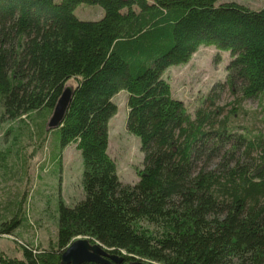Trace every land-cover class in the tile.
Masks as SVG:
<instances>
[{
    "label": "trees",
    "instance_id": "trees-1",
    "mask_svg": "<svg viewBox=\"0 0 264 264\" xmlns=\"http://www.w3.org/2000/svg\"><path fill=\"white\" fill-rule=\"evenodd\" d=\"M98 4L99 20L74 9ZM201 46L230 52L227 77L192 112L164 73ZM74 96L61 145L82 154L85 198L60 202L57 243L0 252V264H61L78 237L126 261L264 264V119L251 128L217 105L227 87L264 96V7L219 0H0L1 117L42 116L38 140L67 84ZM126 90L128 130L143 168L124 184L110 152L113 98ZM255 153V155H253ZM247 158L242 160L241 158ZM220 159L216 167L214 160ZM24 199L9 200L0 235L22 224ZM83 264H101L88 262Z\"/></svg>",
    "mask_w": 264,
    "mask_h": 264
},
{
    "label": "rangeland",
    "instance_id": "rangeland-1",
    "mask_svg": "<svg viewBox=\"0 0 264 264\" xmlns=\"http://www.w3.org/2000/svg\"><path fill=\"white\" fill-rule=\"evenodd\" d=\"M226 2H237L254 10L264 7V0H219ZM74 12L81 20H99L104 15L98 4H80ZM230 59L229 51L201 46L187 64L171 66L164 77L171 82L174 96L185 101L194 112L213 86L226 79ZM75 84L72 79L67 86ZM220 94L217 105L224 108V115L234 111L232 119H239L240 130L243 126H257L251 124L264 119V96L244 99L228 87ZM128 98L126 90L113 98L117 113L109 124L110 152L117 161L120 180L134 185L139 180L138 171L143 168V152L140 138L127 128ZM39 123L42 116L36 113L15 120L2 118L0 108V223L9 218L5 204L24 199L22 224L13 235H0V252L9 256L22 257V244L48 248L57 243L60 202L75 206L85 198L81 151L74 144L62 147L60 131L49 130L48 122L38 140L37 131L42 130ZM219 161L214 160L212 167Z\"/></svg>",
    "mask_w": 264,
    "mask_h": 264
},
{
    "label": "water",
    "instance_id": "water-1",
    "mask_svg": "<svg viewBox=\"0 0 264 264\" xmlns=\"http://www.w3.org/2000/svg\"><path fill=\"white\" fill-rule=\"evenodd\" d=\"M74 96V87L66 86L48 121V129L60 127L66 117ZM95 262L101 264H155L145 260L126 261L125 256L112 253L102 243L93 242L88 237H78L62 253L61 264H83Z\"/></svg>",
    "mask_w": 264,
    "mask_h": 264
}]
</instances>
